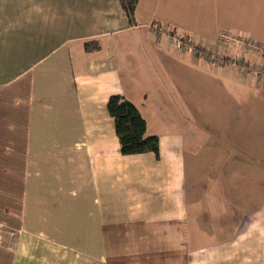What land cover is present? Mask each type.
Masks as SVG:
<instances>
[{
  "label": "crops",
  "instance_id": "crops-1",
  "mask_svg": "<svg viewBox=\"0 0 264 264\" xmlns=\"http://www.w3.org/2000/svg\"><path fill=\"white\" fill-rule=\"evenodd\" d=\"M222 30L264 44V0H0V264H264V77L169 37L232 53ZM117 95L158 154L122 153Z\"/></svg>",
  "mask_w": 264,
  "mask_h": 264
},
{
  "label": "built area",
  "instance_id": "built-area-1",
  "mask_svg": "<svg viewBox=\"0 0 264 264\" xmlns=\"http://www.w3.org/2000/svg\"><path fill=\"white\" fill-rule=\"evenodd\" d=\"M158 35L162 34L159 29H154ZM171 43L183 46L185 50L191 51L195 56H201L215 65H232L235 66L241 74L255 78L264 77V44L250 36H239L230 30H222L217 38L219 45H234V53L229 54L223 51L215 52L210 45L195 44L192 41L169 35ZM254 53L255 59H245L246 54ZM243 56V57H242ZM4 225L0 223V243L4 240ZM13 246V241H11Z\"/></svg>",
  "mask_w": 264,
  "mask_h": 264
},
{
  "label": "trees",
  "instance_id": "trees-1",
  "mask_svg": "<svg viewBox=\"0 0 264 264\" xmlns=\"http://www.w3.org/2000/svg\"><path fill=\"white\" fill-rule=\"evenodd\" d=\"M130 21H135L139 0H119ZM96 42H88L91 45ZM97 46V45H96ZM94 46V48H98ZM93 48V47H92ZM91 48V49H92ZM109 112L116 120L121 151L123 154L159 152V136L147 133V122L139 108L122 95L112 96L108 103Z\"/></svg>",
  "mask_w": 264,
  "mask_h": 264
},
{
  "label": "rangeland",
  "instance_id": "rangeland-1",
  "mask_svg": "<svg viewBox=\"0 0 264 264\" xmlns=\"http://www.w3.org/2000/svg\"><path fill=\"white\" fill-rule=\"evenodd\" d=\"M155 33L157 34V32H155ZM167 34H170V32H166L165 31L161 35H167ZM245 37H248V36H245ZM151 46L152 45H150L149 47H151ZM107 48H109V46ZM117 51L122 52L123 48H119ZM233 53H234V51L232 53H229V54H233ZM136 66H138V68L140 70L139 72L134 73L135 81H136L135 84H136V88H137L136 91H137V93H139L140 96H142V95L145 96V95H147V92L145 91V87L144 86L146 84L150 83L151 79H152V77L147 78L145 76V74L153 76V73H151V71L146 66H144L141 63L137 64ZM143 66L146 69L143 68ZM142 68H143V71H142ZM121 73H122V77H123L125 85L126 84L131 85V83H129V68H128V70H126V69L121 70ZM132 73H133V71H132ZM13 192H14L13 189L12 190H7V196H6V199H5V208H4V210L7 213L5 215H0L1 219L7 220V221H10V222L13 221V220H18L19 219V214L18 213L20 212V202H21V197L20 196L21 195L18 192H16V190H15V193H13ZM14 211H15V213H14ZM2 222L0 220V223L4 225V229H5L4 238L7 237L8 240L10 238V241H13V245H14L16 237H17L16 235H17L18 231L15 230L14 228H11L10 227L11 225L7 224L6 221H5L6 223L5 222L2 223ZM2 242L0 243V245H2Z\"/></svg>",
  "mask_w": 264,
  "mask_h": 264
}]
</instances>
